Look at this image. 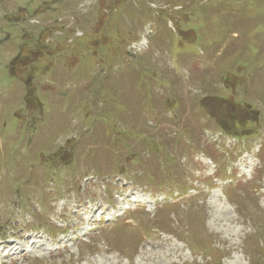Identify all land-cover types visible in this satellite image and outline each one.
Listing matches in <instances>:
<instances>
[{
	"label": "rangeland",
	"instance_id": "374dc122",
	"mask_svg": "<svg viewBox=\"0 0 264 264\" xmlns=\"http://www.w3.org/2000/svg\"><path fill=\"white\" fill-rule=\"evenodd\" d=\"M0 238V264H264V0H0Z\"/></svg>",
	"mask_w": 264,
	"mask_h": 264
},
{
	"label": "trees",
	"instance_id": "16d2710c",
	"mask_svg": "<svg viewBox=\"0 0 264 264\" xmlns=\"http://www.w3.org/2000/svg\"><path fill=\"white\" fill-rule=\"evenodd\" d=\"M128 158L132 159V157H128ZM122 169H123V168H122ZM118 170H121V168H119Z\"/></svg>",
	"mask_w": 264,
	"mask_h": 264
}]
</instances>
